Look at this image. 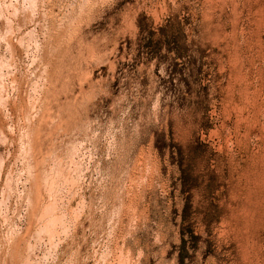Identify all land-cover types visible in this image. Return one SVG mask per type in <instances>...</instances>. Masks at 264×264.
<instances>
[{"label":"rangeland","instance_id":"1","mask_svg":"<svg viewBox=\"0 0 264 264\" xmlns=\"http://www.w3.org/2000/svg\"><path fill=\"white\" fill-rule=\"evenodd\" d=\"M0 264H264V0H0Z\"/></svg>","mask_w":264,"mask_h":264}]
</instances>
